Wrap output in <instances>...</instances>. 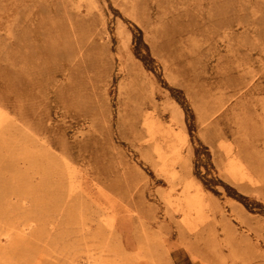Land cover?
Instances as JSON below:
<instances>
[{
	"label": "rangeland",
	"instance_id": "obj_1",
	"mask_svg": "<svg viewBox=\"0 0 264 264\" xmlns=\"http://www.w3.org/2000/svg\"><path fill=\"white\" fill-rule=\"evenodd\" d=\"M0 264H264V0H0Z\"/></svg>",
	"mask_w": 264,
	"mask_h": 264
},
{
	"label": "trees",
	"instance_id": "obj_2",
	"mask_svg": "<svg viewBox=\"0 0 264 264\" xmlns=\"http://www.w3.org/2000/svg\"><path fill=\"white\" fill-rule=\"evenodd\" d=\"M180 104V106L182 107V109H183V111H184V113L186 114V117H188V116H190V111L186 108V107H184V105H182V103H179ZM197 155V154H196ZM220 184V183H219ZM221 186H223V185H221ZM225 188V190L228 192V194H229V192H230V194H232V195H230V196H233L234 198H236L238 201H240V202H246V199L244 198V197H242V196H240V195H236L235 193H231V192H233L232 191V189H230V188H228V187H224ZM247 206V205H246ZM247 208V207H246Z\"/></svg>",
	"mask_w": 264,
	"mask_h": 264
},
{
	"label": "bare ground",
	"instance_id": "obj_3",
	"mask_svg": "<svg viewBox=\"0 0 264 264\" xmlns=\"http://www.w3.org/2000/svg\"><path fill=\"white\" fill-rule=\"evenodd\" d=\"M200 242V241H199ZM234 256V255H233Z\"/></svg>",
	"mask_w": 264,
	"mask_h": 264
}]
</instances>
